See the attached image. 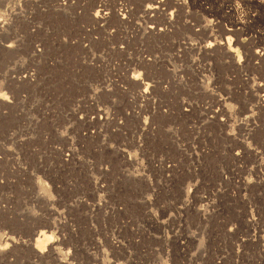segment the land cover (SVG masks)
Masks as SVG:
<instances>
[{"label":"rangeland","instance_id":"obj_1","mask_svg":"<svg viewBox=\"0 0 264 264\" xmlns=\"http://www.w3.org/2000/svg\"><path fill=\"white\" fill-rule=\"evenodd\" d=\"M154 1L0 0V264H264V0Z\"/></svg>","mask_w":264,"mask_h":264},{"label":"bare ground","instance_id":"obj_2","mask_svg":"<svg viewBox=\"0 0 264 264\" xmlns=\"http://www.w3.org/2000/svg\"><path fill=\"white\" fill-rule=\"evenodd\" d=\"M151 4V3H150ZM162 0H159V1H154L151 5H147L146 7H145V9H144V14H146L147 16L149 15V14H151V13H156V11H158L160 8L162 9ZM143 10V9H142ZM142 13V14H143ZM158 13V12H157ZM95 18H98L99 16H98V11L96 12V14H95V16H94ZM170 17H171V15H170ZM235 22H237V21H235ZM238 23V22H237ZM236 23V24H237ZM242 23V22H241ZM5 25V22L3 21H0V30H3L4 29V26ZM235 26V25H234ZM153 30V29H152ZM228 31V30H227ZM228 33H230L229 31H228ZM232 39L231 38H227V41H226V49H227V52L229 53H235L234 51H233V49H232V44H231V41ZM219 45H224V44H219ZM207 46V48L205 49V50H207V49H210V48H214V46L213 45H206ZM11 45H8V46H6V48L7 49H11ZM260 57H262V55H261V52H256L255 53V55H254V58H256V59H260ZM238 61V60H237ZM238 62H240V61H238ZM237 62V63H238ZM134 79V78H133ZM135 79H137V77L135 78ZM7 98L5 97V95L4 94H1L0 93V101H7L6 100ZM260 104V103H259ZM49 238H50V236H47L46 235V233L45 232H41V233H39V235H38V237H37V240L35 241L36 242V247L34 248L35 250H36V252H37V254L38 255H43V253L45 252V249L47 248V244H48V241H49ZM54 244V243H53ZM34 247V246H33ZM56 248V247H55ZM5 250V248L3 247V248H0V251L3 253V251ZM49 250L50 251H55L54 250V247H52V245L51 246H49L48 247V252H49ZM0 252V253H1ZM4 254V253H3ZM2 255V254H1ZM6 257V256H5Z\"/></svg>","mask_w":264,"mask_h":264}]
</instances>
